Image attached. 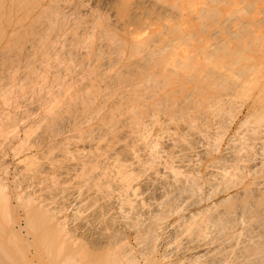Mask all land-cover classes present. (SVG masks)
I'll return each mask as SVG.
<instances>
[{"label":"rangeland","instance_id":"rangeland-1","mask_svg":"<svg viewBox=\"0 0 264 264\" xmlns=\"http://www.w3.org/2000/svg\"><path fill=\"white\" fill-rule=\"evenodd\" d=\"M180 5L193 55L167 68L166 52L121 59L74 16L0 25V264L264 263V0Z\"/></svg>","mask_w":264,"mask_h":264},{"label":"bare ground","instance_id":"bare-ground-1","mask_svg":"<svg viewBox=\"0 0 264 264\" xmlns=\"http://www.w3.org/2000/svg\"><path fill=\"white\" fill-rule=\"evenodd\" d=\"M181 2H182V0H0V25H2V23H7V24H11V21H13L15 18L18 20V21H23L24 22V24L25 23H27V24H29V25H25V27H31V25H32V27H39V23L41 24L42 22V19L44 20H49L48 22H51L52 24H54V22H52V20L54 19V21H56V19L58 18V17H64L63 19L65 20L66 18H71L72 19V16H74L75 17V22L74 23H72V21H71V23L72 24H75V26L77 25V27L80 25V23H78L79 21H81V20H84V22L83 21H81V23L83 22V23H85V26H83V27H85V30H86V32H90L91 34H88L87 33V35H91L92 37V39H94V34H99V33H101V32H105L104 34H106V36L103 34V33H101V34H103V36H105V37H108L109 36V39L111 40H114V42L112 43V44H115V45H113V46H117L118 48V50L119 51H121L122 53V56H121V59H125V60H129V61H133L134 63L135 62H141V61H143L144 59H146L145 60V62L148 60L147 59V57H154V55L155 54H157V53H159V54H162V52L163 53H165L166 52V56H165V58L163 59H161V63H165V64H168L167 66H166V68L167 67H169V64L172 66V65H174V66H178V65H176L177 63H182V64H185V62H187V61H185V58L187 59V58H189V60H190V58H192V57H189L188 55H191L190 53L188 54V52H186V50H185V52L183 53V51H180V49H178V47L180 48V46H178V43H179V39H180V28L182 27L181 25L182 24H184V23H186V20H183V18H182V16H181V10H180V4H181ZM213 2V1H212ZM224 2H225V0H224ZM208 3V2H207ZM204 5V4H203ZM250 7V6H249ZM210 9V8H209ZM206 10V9H205ZM211 10V9H210ZM217 10V9H216ZM242 10V9H241ZM189 11H191V10H189ZM214 11V10H213ZM236 11V10H235ZM263 12V11H262ZM209 15H210V13H208ZM212 14V13H211ZM213 16V15H212ZM74 17H73V19H74ZM194 17H196V16H194ZM193 17V18H194ZM216 17V16H215ZM58 19H61V18H58ZM57 19V20H58ZM203 19V18H202ZM16 20V21H17ZM63 20V21H64ZM15 21V24H19V22L17 21L16 22ZM60 21V20H59ZM58 21V23L59 24H62L63 22H59ZM66 21V20H65ZM64 21V22H65ZM70 21V20H69ZM44 22V21H43ZM200 22V21H199ZM55 23H57V22H55ZM249 23V22H248ZM14 24V25H15ZM38 24V25H37ZM48 25H49V23H47ZM35 25V26H34ZM48 25H45V28H46V26H48ZM63 25H64V23H63ZM82 25H84V24H82ZM8 26V25H7ZM21 27L23 26L22 24L20 25ZM51 26V24L49 25V27L48 28H52L51 30L53 31V28H55V27H57V26H54V27H50ZM59 27L61 26V25H58ZM65 26H67V25H65ZM73 26V25H72ZM74 26V27H75ZM181 26V27H180ZM221 26H222V24H221ZM31 27V28H32ZM41 27V26H40ZM39 27V28H40ZM76 27V28H77ZM230 27V26H229ZM44 28V29H45ZM48 28H46L47 29V31L49 30ZM73 28V27H72ZM71 28V29H72ZM80 28V27H79ZM79 28H77V29H79ZM1 29H3V27L1 28V26H0V32H2V30ZM43 29V28H42ZM42 29H39V31L41 32V30ZM43 29V30H44ZM67 29V28H66ZM80 29H83V28H80ZM79 29V30H80ZM218 29V28H217ZM24 30V29H23ZM58 30V29H57ZM73 30H75V29H73ZM17 31V30H16ZM26 31V30H25ZM39 31L37 32L38 34H40L39 33ZM68 31V30H67ZM66 31V32H67ZM70 31V30H69ZM101 31V32H100ZM181 31H183V30H181ZM15 32V31H14ZM48 32H50L51 33V31H48ZM55 32V31H54ZM53 32V33H54ZM71 32V31H70ZM70 32H67L68 34L70 33ZM76 32V31H75ZM84 32V31H83ZM99 32V33H98ZM5 33V32H4ZM13 33V32H12ZM42 33V32H41ZM81 33H82V31H81ZM85 33V32H84ZM84 33H82V34H84ZM234 33V32H233ZM0 34H3V32L2 33H0ZM52 34V33H51ZM67 34V35H68ZM71 34V33H70ZM74 34H76V33H74ZM12 35V34H11ZM42 35H44V32H43V34ZM73 34H71V37H73V39L75 38V36H78V35H73ZM80 35V34H79ZM189 35V34H188ZM215 35H217V34H215ZM2 36V35H1ZM19 35H17V37H18ZM81 36V35H80ZM89 36H87V38L89 37ZM100 36V38L102 39L103 37H101V35H99ZM181 36H183V34L181 35ZM214 36V35H213ZM44 37V36H43ZM46 37V36H45ZM188 37V36H187ZM23 38V37H22ZM38 38V37H37ZM48 38V37H47ZM53 38H54V36H53ZM70 38V37H69ZM68 38V39H69ZM76 38H78V39H80L79 37H76ZM83 38V37H82ZM84 38H85V35H84ZM83 38V39H84ZM212 38V37H211ZM1 39V38H0ZM14 39V38H13ZM55 39V38H54ZM66 39V38H65ZM83 39L81 40V41H83ZM108 39V40H109ZM236 39V38H235ZM254 39V38H253ZM261 39V38H260ZM42 40V39H41ZM48 40V39H47ZM85 40V39H84ZM87 40H89V39H86V41ZM100 40V39H99ZM105 40V39H104ZM107 40V41H108ZM109 40V41H110ZM184 40L185 39H183V43L182 44H184L185 42H184ZM188 40V39H187ZM45 41V40H44ZM74 41H75V39H74ZM73 41V42H74ZM80 41V42H81ZM98 41V40H97ZM106 41V40H105ZM204 41V40H203ZM202 41V42H203ZM259 41V40H258ZM15 42V41H14ZM13 42V43H14ZM34 42V41H33ZM46 42V41H45ZM56 42V41H55ZM85 42V41H84ZM104 42V41H103ZM11 43V42H10ZM71 43V42H70ZM79 43V42H78ZM197 43V42H196ZM84 44H86V43H84ZM89 44V43H88ZM92 44V43H91ZM90 44V45H91ZM32 45V44H31ZM42 45V44H41ZM89 45V46H90ZM93 45V44H92ZM91 45V46H92ZM206 45H208L207 43H206ZM216 45V44H215ZM219 45V44H218ZM225 45V44H224ZM46 46V45H45ZM86 46V45H85ZM214 46V45H213ZM220 46V45H219ZM64 47V46H63ZM189 47V46H188ZM227 47V46H226ZM225 47V48H226ZM28 48V47H27ZM113 48V47H112ZM90 49V48H89ZM88 49V50H89ZM114 49V48H113ZM204 49V48H203ZM214 49V48H213ZM224 49V48H223ZM234 47H233V51H234ZM29 50V49H28ZM62 50V49H61ZM91 50V49H90ZM200 50H202L201 48H200ZM216 50V49H215ZM214 50V51H215ZM218 51V50H217ZM230 51V50H229ZM32 52H33V50H32ZM100 52V51H99ZM115 52V51H114ZM197 52H199V51H197ZM219 52V51H218ZM218 52H216V53H218ZM89 53V52H88ZM200 53V52H199ZM229 53V52H228ZM227 53V54H228ZM197 54V53H196ZM195 54V55H196ZM202 54V53H201ZM225 54H226V52H225ZM45 55V54H44ZM84 55V54H83ZM82 55V56H83ZM152 55V56H151ZM158 55V54H157ZM193 55V54H192ZM235 55V54H234ZM107 56V55H106ZM156 56V55H155ZM202 56V55H201ZM149 57V58H150ZM209 57V56H208ZM244 57V56H243ZM193 58H195V57H193ZM201 58V57H200ZM240 58V57H239ZM99 59V58H98ZM238 59V58H237ZM188 60V61H189ZM197 60V59H196ZM209 60V59H208ZM248 60V59H247ZM71 61V60H70ZM205 61H207V57H206V59H205ZM245 61V60H244ZM80 62V61H79ZM117 62V61H116ZM155 62V61H154ZM184 62V63H183ZM209 62V61H208ZM232 62V61H231ZM143 63H144V61H143ZM118 64V63H117ZM135 64H137V63H135ZM181 64V65H182ZM205 64V63H204ZM221 64V63H220ZM139 65V64H138ZM188 65V64H187ZM194 65V64H193ZM210 65V64H209ZM208 65V66H209ZM235 65V64H234ZM152 66H154L153 64H152ZM171 66H170V68H171ZM173 66V67H174ZM185 66V65H184ZM184 66H182V67H184ZM215 66V65H214ZM217 66V65H216ZM228 66V65H227ZM136 67V66H135ZM141 67V66H140ZM146 67V66H145ZM155 67V66H154ZM172 67V68H173ZM148 68V67H147ZM146 68V71L147 70H149V68L147 69ZM153 68V67H152ZM165 68V69H166ZM178 68V67H177ZM187 68V67H186ZM195 68V67H194ZM224 68V67H223ZM230 68V67H229ZM112 69V68H111ZM137 69V68H136ZM139 69V68H138ZM141 69H142V67H141ZM144 70H145V68H143ZM165 69H163V66H160L158 69H156L154 72L156 73V74H161L162 72H164V70ZM169 69V68H168ZM184 69H185V67H184ZM184 69H182V70H184ZM192 69V68H191ZM214 69V68H213ZM226 69H228V67H226ZM167 70V69H166ZM165 70V71H166ZM170 70V69H169ZM173 69H171V71H172ZM181 70V69H180ZM224 70V69H223ZM222 70V71H223ZM137 71V70H136ZM142 71V70H141ZM152 71V70H151ZM152 71V72H153ZM168 71V70H167ZM171 71H169V73L171 72ZM174 71L175 70H173V73H172V75L174 74ZM212 71V70H211ZM214 71V70H213ZM230 71V70H229ZM133 72V71H132ZM151 72V73H152ZM183 72V71H182ZM227 72V71H226ZM110 73H111V71H110ZM137 73V72H136ZM135 73V74H136ZM142 73H143V71H142ZM150 73V74H151ZM176 74H178V72H175ZM190 73V72H189ZM195 73V72H194ZM175 74V75H176ZM191 74V73H190ZM193 74V73H192ZM212 74V73H211ZM223 74H226V73H223ZM229 74V73H228ZM231 74V73H230ZM162 75V74H161ZM200 75H202V73L200 74ZM205 75V74H204ZM209 75V74H208ZM220 75V74H219ZM188 76V75H187ZM195 76V75H194ZM212 76H214V75H212ZM155 77V76H154ZM222 77V76H221ZM241 77V76H240ZM252 77V76H251ZM168 78V77H167ZM203 78V77H202ZM207 78V77H206ZM212 78V77H211ZM205 81H206V79L205 78H203ZM219 79V78H218ZM232 79V78H231ZM234 79V78H233ZM214 80V79H213ZM224 80V79H223ZM254 80V79H253ZM202 81V80H201ZM209 81V80H208ZM199 82V81H198ZM251 82V81H250ZM200 83V82H199ZM254 83V82H253ZM255 83H256V81H255ZM202 84V83H201ZM213 84V83H212ZM234 84V83H233ZM244 84H245V82H244ZM248 84V83H247ZM235 85V84H234ZM249 85V84H248ZM247 85V86H248ZM203 86V85H202ZM232 86V85H231ZM250 86V85H249ZM24 87V86H23ZM168 87V86H167ZM183 88V87H182ZM243 88V87H242ZM249 88V87H248ZM249 90V89H248ZM170 92V91H169ZM180 92V91H179ZM225 92V91H224ZM258 94V93H257ZM168 96V95H167ZM1 98V97H0ZM210 100V99H209ZM3 101V100H2ZM182 102V101H181ZM192 104V103H191ZM64 105V104H63ZM210 105V104H209ZM58 106V105H57ZM214 106V105H213ZM181 107V106H180ZM213 108V107H212ZM60 109V108H59ZM218 109V108H217ZM221 109V108H220ZM57 110V109H56ZM206 111V110H205ZM160 112V111H159ZM57 114V113H56ZM218 114V113H217ZM172 116V115H171ZM259 119V118H258ZM52 123V122H51ZM170 124V123H169ZM112 126V125H111ZM182 127V126H181ZM251 128V127H250ZM197 129V128H196ZM78 131V130H77ZM198 131V130H197ZM52 132V131H51ZM183 133V132H182ZM246 135V134H245ZM182 136V135H181ZM68 138V137H67ZM184 138V137H183ZM202 138V137H201ZM257 138V137H256ZM70 139V138H69ZM79 139V138H78ZM163 139V138H162ZM182 139V138H181ZM252 141V140H251ZM249 142V141H248ZM90 144V143H89ZM236 144V143H235ZM3 145V144H2ZM88 145V144H87ZM243 146V145H242ZM80 147V146H79ZM72 150V149H71ZM83 152V151H82ZM100 152V151H99ZM207 154V153H206ZM227 154V153H226ZM234 154V153H233ZM67 155V154H66ZM98 157V156H97ZM244 157V156H243ZM190 158V157H189ZM229 158H230V156H229ZM232 158V157H231ZM246 158V157H245ZM152 159V158H151ZM21 160V159H20ZM71 160V159H70ZM234 160V159H233ZM189 161V160H188ZM154 162V161H153ZM227 163V162H226ZM254 163V162H253ZM86 165V164H85ZM93 165V164H92ZM252 165V164H251ZM257 166H259V165H257ZM95 167V166H94ZM122 167V166H121ZM37 168V167H36ZM173 168V167H172ZM175 168H177V167H175ZM256 168V167H255ZM262 168V167H261ZM125 169V168H124ZM178 169V168H177ZM216 169V168H215ZM259 169V168H258ZM257 169V170H258ZM83 170V169H82ZM119 170V169H118ZM175 170V169H174ZM212 170V169H211ZM219 170V168L217 169V171ZM28 171V170H27ZM41 171V170H40ZM178 171V170H177ZM216 171V173L218 174V172ZM241 171V170H240ZM262 171V170H261ZM258 172V171H257ZM36 173V172H35ZM154 173V172H153ZM222 173V172H221ZM220 173V174H221ZM249 173V172H248ZM251 173V172H250ZM249 173V174H250ZM254 173V174H253ZM212 174V173H211ZM244 174V173H243ZM249 174L247 175V176H249ZM257 174V173H256ZM258 174H260V173H258ZM257 174V175H258ZM238 175V174H237ZM252 175H255V172H252ZM210 176V175H209ZM216 176V175H215ZM251 177V176H250ZM255 177V176H254ZM259 178H261V177H259ZM256 179H258V178H256ZM255 179V180H256ZM59 180V179H58ZM235 180V179H234ZM240 180V179H239ZM262 180V179H261ZM253 181V180H252ZM123 182H124V180H123ZM261 182V181H260ZM241 183V182H240ZM77 184V183H76ZM124 184V183H123ZM147 184V183H146ZM211 184V183H210ZM254 184V183H253ZM252 184V185H253ZM168 186V185H167ZM98 187V186H97ZM250 187V186H249ZM128 188V187H127ZM258 188H260V187H258ZM258 188H256V189H258ZM142 189H143V191H146L147 190V186L145 185V183L142 185ZM79 190V189H78ZM248 190H251V188L250 189H248ZM261 190V189H260ZM42 191V190H41ZM134 191V190H133ZM157 191V190H156ZM254 191V190H253ZM257 191H259V190H257ZM262 191V190H261ZM244 192V191H243ZM246 193L247 192H249V191H245ZM28 193V192H27ZM242 193V192H241ZM69 194V193H68ZM72 194V193H71ZM153 195V194H152ZM253 195V194H252ZM257 195V194H256ZM256 195H254V196H256ZM96 196V195H95ZM242 196V195H241ZM245 196H246V194H245ZM76 197V196H75ZM93 197V196H92ZM251 196H250V194H249V198H250ZM62 198V197H61ZM95 198V197H94ZM96 198H97V196H96ZM247 198V197H246ZM256 198V197H255ZM83 199H85V198H83ZM187 199V198H186ZM192 199V198H191ZM250 199H252V198H250ZM249 199V200H250ZM163 200V199H162ZM241 200V199H240ZM242 201V200H241ZM254 201V200H253ZM262 201V200H261ZM261 201H260V203H261ZM240 202V201H239ZM245 202H246V200H245ZM235 203V202H234ZM237 203H238V201H237ZM244 203V202H243ZM264 203V202H263ZM83 204H84V202H83ZM126 204V203H125ZM190 204V203H189ZM7 205V204H6ZM232 205V204H231ZM243 205V204H242ZM248 205H250V202H249V204ZM254 205V204H253ZM255 205H257V203H255ZM262 205H264V204H261L260 205V207L259 208H261L262 207ZM103 206V205H102ZM225 206V205H224ZM239 206V205H238ZM20 207V206H19ZM93 207H94V205H93ZM101 207V206H100ZM218 207H219V205H218ZM240 207V206H239ZM251 207H253V206H251ZM251 207H249V208H251ZM264 207V206H263ZM95 208V207H94ZM228 208V207H227ZM231 208V207H230ZM26 209H27V207H26ZM213 209H215L214 207H213ZM262 209H264V208H262ZM200 210V209H199ZM216 210V209H215ZM236 210V209H235ZM246 210V209H245ZM247 210H248V208H247ZM246 210V211H247ZM243 211H244V209H243ZM256 211V210H255ZM7 212V211H6ZM128 212V211H127ZM191 212V211H190ZM189 212V213H190ZM198 212V211H197ZM213 212H215V211H213ZM225 212V211H224ZM230 212V211H229ZM261 212L262 211H260V214H261ZM77 213V212H76ZM178 213V212H177ZM203 213H205V212H203ZM226 213H227V211H226ZM233 213V212H232ZM236 213H237V211H236ZM239 213H240V211H239ZM250 213V212H249ZM211 214V213H210ZM216 214V213H215ZM220 214V213H219ZM245 214V213H244ZM246 214H248L247 212H246ZM255 214V213H254ZM260 214H258V216L260 215ZM92 215V214H91ZM158 215V214H157ZM194 215V217H195V213L193 214ZM197 215V214H196ZM228 215V214H227ZM190 216H191V214H190ZM206 216V215H205ZM213 216V215H212ZM219 216V215H218ZM244 216V215H243ZM248 216V215H247ZM4 217H6V216H4ZM189 217V216H188ZM187 217V218H188ZM214 217V216H213ZM220 217V216H219ZM246 217V216H245ZM252 217L254 218V216L252 215ZM98 218V217H97ZM185 218V217H184ZM192 218H193V216H192ZM205 218V217H204ZM207 218H208V216H207ZM206 218V219H207ZM210 218H211V215H210ZM215 218V217H214ZM247 218V217H246ZM250 218V217H249ZM260 218V217H259ZM264 218V217H263ZM263 218H261L262 219V221H264L263 220ZM78 219V218H77ZM92 219V218H91ZM161 219V218H160ZM189 219H191L190 217H189ZM198 219V218H197ZM225 219V218H224ZM244 219V218H243ZM113 220V219H112ZM184 220V219H183ZM199 220H201V219H199ZM204 220V219H203ZM212 220V219H211ZM210 220V221H211ZM220 220H221V218H220ZM228 220V222H229V219L227 218L226 219V221ZM231 220V219H230ZM246 220V219H245ZM252 220V219H251ZM155 221V220H154ZM192 221H193V219H192ZM191 221V222H192ZM205 221V220H204ZM218 221V220H217ZM223 221V220H222ZM259 221H261V220H259ZM185 222V221H184ZM183 222V223H184ZM209 222V221H208ZM232 222H236V221H232ZM243 222V221H242ZM256 222V221H255ZM112 223V222H111ZM213 223H215L214 222V219H213ZM221 223H223V222H221ZM244 224H245V222H243ZM258 223H261V222H258ZM257 223V224H258ZM102 224V223H101ZM162 224V223H161ZM187 224V221H186V223H185V225ZM189 224V223H188ZM187 224V225H188ZM192 224V223H191ZM195 224V223H194ZM198 224V223H197ZM202 224V223H201ZM239 224V223H238ZM248 224H252L251 223V221H250V223L248 222ZM247 224V220H246V225H248ZM263 224H264V222H263ZM178 225V224H177ZM182 225V224H181ZM184 225V226H185ZM202 225H204V224H202ZM202 225H200V226H202ZM235 225V224H234ZM256 225V224H255ZM255 225H253L254 226V228H255ZM261 225V224H260ZM173 226V225H172ZM174 226H175V224H174ZM190 226V225H189ZM205 226V228H206V225H204ZM225 226V225H224ZM230 226H231V224H230ZM233 226V225H232ZM251 226L252 225H250L249 227L251 228ZM264 226V225H263ZM192 227V226H191ZM191 227H189V231L191 232L192 230H195V229H192V230H190L191 229ZM218 227H219V225H218ZM262 227V226H261ZM261 227L259 226L256 230H258V231H260V232H262L263 231V233H264V228L262 227V229H261ZM209 228H210V226H209ZM213 228H214V225H213ZM233 228V227H232ZM247 228H248V226H247ZM172 229V228H171ZM198 229V228H197ZM204 229V228H203ZM208 229V228H207ZM218 229V228H217ZM225 229V228H224ZM245 229V228H244ZM244 229H243V232H244ZM253 229V228H252ZM250 230V234H252L253 233V235H254V232H251V231H254V230ZM200 229H198L197 231H199ZM206 230V229H205ZM214 230V229H213ZM262 230V231H261ZM176 231V230H175ZM174 231V232H175ZM181 231H183V229L181 230ZM180 231V232H181ZM187 231H188V228H187ZM189 231H188V233H189ZM207 231V230H206ZM215 231V230H214ZM219 231H220V229H219ZM241 231V230H240ZM167 232V231H166ZM200 232V231H199ZM201 232H203V230L201 231ZM218 232V231H217ZM234 232H235V230H234ZM245 232H247V230L245 229ZM148 233H149V231H148ZM183 233L185 234V232L183 231ZM191 233H193V232H191ZM198 233V232H197ZM219 233V232H218ZM228 233V232H227ZM232 233V232H231ZM230 233V234H231ZM257 233H259V232H257ZM97 234V233H96ZM145 234V233H144ZM180 234H182V233H180ZM187 234V233H186ZM190 234V233H189ZM189 234H187V235H189ZM200 234V233H199ZM198 234V235H199ZM234 234V233H233ZM261 234V233H260ZM212 235V234H211ZM244 235V234H243ZM248 235V237H250V235L249 234H247ZM145 236V235H144ZM167 236V235H166ZM172 236V235H171ZM194 236H196V234L194 235ZM201 236H202V234H201ZM246 236V235H245ZM255 236V235H254ZM259 236V235H258ZM100 237V236H99ZM188 237H191V236H188ZM188 237H186V238H188ZM200 237V236H199ZM204 237V236H203ZM202 237V238H203ZM216 237V236H215ZM262 237H264V235L263 234H261V239H263ZM117 238V237H116ZM167 238V237H166ZM196 238H197V236H196ZM205 238V237H204ZM208 238V237H207ZM191 239L192 238H189V240L191 241ZM210 239H212V236L210 237ZM242 240H243V238H241ZM255 239V238H254ZM258 239V238H257ZM261 239H258V240H261ZM165 240V239H164ZM186 240V239H185ZM189 240H187V241H189ZM207 240V239H206ZM205 240V241H206ZM219 240H220V238H219ZM232 240V239H231ZM245 240H247V237H246V239H244V242H243V244L246 242ZM192 241H193V239H192ZM196 241V240H195ZM198 241H199V238H198ZM210 241V240H209ZM213 241V240H212ZM211 241V242H212ZM252 241H253V237H252ZM174 242H175V239H174ZM214 242H215V240H214ZM218 242V241H217ZM226 242H228V240L226 241ZM235 242V241H234ZM257 242H264V240L262 241H257ZM119 243V242H118ZM164 243V242H163ZM170 243V242H169ZM172 243H173V241H172ZM192 243V242H191ZM199 243H201V241H199ZM219 243V242H218ZM237 243V242H236ZM197 244H198V242H197ZM206 244V243H205ZM225 244V243H224ZM229 244V243H228ZM238 244H241V242H239ZM264 243H262V245H263ZM63 245V244H62ZM237 244H235L234 246H235V248L238 246H236ZM245 245V244H244ZM249 245H250V247H249ZM248 246H243V247H245V248H247L248 249V247L251 249V247H253V244H249ZM257 245H258V243H257ZM260 245L261 244H259L258 246L260 247ZM262 245H261V247H262ZM168 246V245H167ZM174 246V245H173ZM184 246V245H183ZM198 246V245H197ZM209 246V245H208ZM211 246H213V245H211ZM229 246H231V247H234L231 243H230V245ZM62 247V246H61ZM104 247V246H103ZM206 247V246H205ZM205 247H202V248H200L199 250H197L195 253L194 252H192V253H194V256H195V260H196V258H199V257H204V256H206V254L209 256V252L211 251V249H206ZM220 247V246H219ZM218 247V248H219ZM242 247V248H243ZM258 247V248H259ZM60 248V247H59ZM120 248V247H119ZM171 248V247H170ZM182 248V247H181ZM193 248V247H192ZM199 248V247H198ZM197 248V249H198ZM209 248V247H208ZM234 248V249H235ZM245 248H243L245 251H246V249ZM255 248V247H254ZM175 249V248H174ZM221 249V248H220ZM242 249V250H243ZM253 249V248H252ZM251 249V250H252ZM260 249V248H259ZM259 249H257L258 251H260ZM177 250V249H176ZM213 250V249H212ZM225 250H226V248H225ZM229 250H230V248H229ZM183 251H184V249H183ZM227 251H228V249H227ZM241 251V250H240ZM59 252V251H58ZM171 252V251H170ZM169 252V253H170ZM173 252V251H172ZM178 252V251H177ZM176 252V253H177ZM223 252V251H222ZM247 252V251H246ZM251 251L249 250V253H250ZM252 252H254L253 250H252ZM264 252V251H263ZM174 253V252H173ZM172 253V254H173ZM187 253H188V251H187ZM190 253V252H189ZM190 254V255H193V254ZM220 253V252H219ZM230 253V252H229ZM245 253V252H244ZM244 253H240V254H238L239 256L240 255H242V256H244L245 254ZM249 253H248V257H256L255 256V254L254 253H256L257 254V256L259 255L258 253H257V251L256 252H254V253H252V254H254L253 256H249ZM262 253V252H261ZM260 253V254H261ZM211 254V253H210ZM217 254H218V252H217ZM244 254V255H243ZM262 254H264V253H262ZM125 255V254H124ZM123 255V256H124ZM129 255H130V253H129ZM170 255H171V253H170ZM188 256H189V254H187ZM219 255V254H218ZM235 255H237V254H235ZM237 255V256H238ZM184 256V255H183ZM211 256H212V254H211ZM227 256V255H226ZM236 256V261H237V259H238V257ZM246 255L244 256L245 258H248ZM260 256V255H259ZM175 257H177V256H175ZM174 257V258H175ZM178 257H180V256H178ZM187 257V256H186ZM185 257V258H186ZM192 257V256H191ZM207 257V256H206ZM263 257H264V255H263ZM182 258V257H181ZM180 258V259H181ZM208 258V257H207ZM214 258V257H213ZM260 258H262L261 256H260ZM175 259H177L176 261H178V258H175ZM206 259V258H205ZM205 259H203V260H205ZM212 259V258H211ZM224 259H225V257H224ZM223 259V260H224ZM240 259H241V257H240ZM133 260V259H132ZM213 260V259H212ZM223 260H222V262H223ZM232 260V259H231ZM242 260V259H241ZM256 260V259H255ZM170 261V260H169ZM215 261V260H214ZM234 261H235V259H234ZM235 261V262H236ZM248 261V260H247ZM262 261H264V260H261V262ZM175 262V261H174ZM189 262V261H188ZM197 261H195V263H196ZM238 262V261H237ZM241 262V261H240ZM249 262H250V260H249ZM251 262H252V259H251ZM260 261H258V263H259ZM178 263V262H177ZM190 263V262H189ZM211 263V262H210ZM229 263H231V262H229ZM244 262H242V264H243ZM254 263V262H253ZM257 263V264H258ZM263 263V262H262ZM173 264V263H172ZM193 264V263H192ZM197 264V263H196ZM207 264H209V263H207ZM211 264H213V263H211ZM214 264H217V263H214ZM224 264H225V262H224ZM238 264V263H237ZM240 264V263H239ZM248 264V263H247ZM252 264V263H251ZM260 264V263H259ZM264 264V263H263Z\"/></svg>","mask_w":264,"mask_h":264}]
</instances>
